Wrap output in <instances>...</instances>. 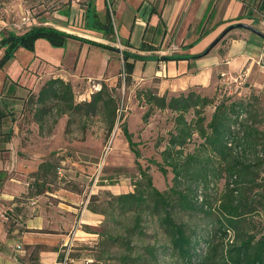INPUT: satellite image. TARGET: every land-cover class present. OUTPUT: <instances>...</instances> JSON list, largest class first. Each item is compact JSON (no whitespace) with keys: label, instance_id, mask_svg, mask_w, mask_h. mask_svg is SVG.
I'll list each match as a JSON object with an SVG mask.
<instances>
[{"label":"trees","instance_id":"obj_1","mask_svg":"<svg viewBox=\"0 0 264 264\" xmlns=\"http://www.w3.org/2000/svg\"><path fill=\"white\" fill-rule=\"evenodd\" d=\"M112 11L108 3H105L102 30L106 32L111 30ZM38 38L46 40L52 47H62L71 38L79 43L119 52L121 68L114 86L108 88L101 83L88 100L79 102L73 100L68 81L59 77L48 78L36 93L27 94L19 112L24 110L25 104L33 107L32 121L37 124L40 134L45 119L50 115V125L45 133L51 131L56 119L62 115H66L65 131L75 118L84 121L90 116H99L106 132H110L116 111L112 91L121 84L128 86L132 79L134 61H143V56L54 27L37 25L21 33L7 31L0 36V68L12 58L17 47L32 51L34 41ZM182 58L177 55L160 57L163 60ZM135 95L137 98L141 96L148 107L174 113L172 130L167 133L166 142L159 151L160 163L153 162L163 176L167 169L170 171V184L158 190L151 184L146 168H140L135 161L138 178L132 183V191L109 194L103 206L87 205L86 209L109 217L116 224H120L117 217L131 215V226L124 227L129 236L142 234L137 229L141 214L154 217L166 240L164 246L143 247L142 251L154 263L159 249L162 253L175 255L184 264H264V227L253 231L248 226L251 216L264 213L263 111L248 101L225 97L213 105L209 118L205 120L202 109L212 104V99L194 90L166 96L158 95L154 86H148ZM189 111L192 117L186 119L185 114ZM148 115V110L144 111L141 119L144 121ZM14 116L12 108L11 112L0 109V123L8 125V130L1 133L4 136L2 139L6 141L12 134L10 123ZM120 130L128 149L137 158L138 151L131 140V133L124 125ZM193 136L197 140L189 149L186 145ZM3 150L6 149L0 148V151ZM47 168H53L52 162L42 160L36 170L31 172L33 180L41 181ZM7 178L8 173L0 169V188ZM219 180H222L221 188L211 203L206 202L204 193L214 188ZM41 190L39 187L34 194H39ZM198 212L207 217L208 232H195V227L177 217ZM228 232H231L230 239L224 244L220 243V247L217 242H213L215 236L223 239ZM110 240L118 241L127 250L131 249L123 236H112ZM142 256L136 254L132 261H142ZM28 264H40L32 252L28 256Z\"/></svg>","mask_w":264,"mask_h":264},{"label":"rangeland","instance_id":"obj_2","mask_svg":"<svg viewBox=\"0 0 264 264\" xmlns=\"http://www.w3.org/2000/svg\"><path fill=\"white\" fill-rule=\"evenodd\" d=\"M107 2L110 10H112V0H107ZM98 3V0H0V36L10 31L11 22L15 21L18 15L25 10L30 12L35 22L37 21V25L58 24L67 27L66 29L76 34L95 35V30L102 29L104 19V13ZM225 28L208 44V47L211 45V49L209 48L210 50L207 53L209 56L216 54V48L212 47H215L232 30L230 29L222 34ZM258 29L264 33L263 28ZM77 44V40L69 38L61 47L66 46L67 50L63 58L65 67L73 62ZM88 45L90 48L85 62L88 73L96 74L104 71L108 80L113 79L118 66L117 59L113 56L114 51L91 44ZM260 45H263L264 48V40L261 41ZM143 58L147 61L146 63L151 61L148 57ZM10 59L4 64H7ZM141 61V59H137L135 61L136 65L139 66ZM256 65L259 68L252 73L250 78L244 79L240 83H238V79H233V76L237 75L236 72L229 76L225 75L228 79L223 77L219 81L221 83H216L215 87L205 95L212 99V104L202 109L205 120L209 118L213 105L225 97L230 100L248 101L264 113V62L262 63L263 66L258 63ZM149 66L146 65L141 69L140 74L143 76L148 75L151 71ZM112 86L114 84L110 87ZM144 89H147V87L139 86L131 79L128 86L124 87L121 84L119 88L112 91L116 111L115 122L110 132H106L99 116H90L84 121L75 118L67 131L64 127L65 121H63V127L60 124L55 132L52 130L45 133L46 128L50 125V115L45 119L40 134L38 133V127L32 131L36 125L31 117L33 107L25 104L24 110L14 116L11 124L14 125L16 130V146L15 150L13 149L15 153H11V158H21L20 156L22 158H40L52 162L53 165V168H47L41 181H34L31 173L25 175L26 193L18 197L17 202L25 199L26 203L33 207L32 210L26 211V215L37 216L40 211V204H55L57 201L68 204L69 200H73L75 204L73 205V208H75L73 215H79L81 209L87 205L103 206V201L109 198V194L132 191V183L138 178L135 161L140 168H146L147 173L150 175L151 184L158 190H163L170 184V171L167 169L166 174L163 176L153 162L160 163L159 151L166 142L167 133L172 130L174 113L166 109L160 110L148 107L141 96L137 98L135 95L137 91ZM78 96V90L76 89L73 92L75 102L82 101ZM146 110H148L149 115L143 121L141 116ZM62 117L66 120V115H62ZM185 117L186 119L191 118V111L186 113ZM261 123L264 126V116ZM123 125L131 133V140L135 143L134 147L138 151L137 158H134L128 149L121 133L120 128ZM53 127H55V124H53L52 129H54ZM196 140V137L193 136L186 147L190 149L192 143ZM12 175L15 177L18 174L14 173ZM221 186L222 180H219L214 188L206 190L204 193L206 202L211 203L213 201ZM39 187L42 189L40 193L34 194ZM31 200H34L35 203L32 204ZM16 208L21 209L23 206ZM12 213L20 212H14V209L11 211V224H13L14 218L19 220ZM98 215L99 221L94 226L88 227L81 224L77 227L87 235L77 232L79 240L75 242L73 247L72 254L74 257L79 259L91 258L95 260L94 264H184L175 255L162 253L159 249L157 250L159 252L156 256L157 261L154 263L149 261L148 255L142 251L144 246L158 247L166 244L164 235L154 217L141 214L142 219L137 229L142 234L129 236L124 227L131 226V215L127 214L122 218L117 217L116 220H119L120 224L114 223L111 218L102 214ZM177 217L185 224L195 227V232L200 230L205 233L209 230L206 224L208 219L201 212L192 215L180 214ZM23 218H25V215L22 214ZM71 220H73V217ZM249 220L250 224L248 226L252 227L253 231H258L259 228L264 227V213L253 215ZM93 234H97L96 239H94ZM116 235L123 236L130 244L131 249L127 250L118 241L110 240V237ZM230 237L231 232H228L223 239L215 236L213 242H217L220 247L219 244H224ZM136 254L143 255L142 261H134L135 263L132 261Z\"/></svg>","mask_w":264,"mask_h":264},{"label":"crops","instance_id":"obj_3","mask_svg":"<svg viewBox=\"0 0 264 264\" xmlns=\"http://www.w3.org/2000/svg\"><path fill=\"white\" fill-rule=\"evenodd\" d=\"M98 2L104 13L105 0ZM112 10L111 30L108 32L99 29L94 31L95 35L85 36L62 25L48 26L148 57L151 61L146 63L144 59L139 66L134 61L132 80L139 86H154L158 95L169 96L188 90L206 95L220 81L219 73L228 76L233 72L242 73L243 81L259 68L256 61L261 56L263 45L260 43L263 40L247 29L233 28L212 47L216 48L215 55L207 54L211 48L205 50L227 25L244 22L256 29H264L259 21L264 14V0H112ZM171 45L176 49L170 52ZM89 48L88 44L78 42L73 62L65 67L66 46L51 47L46 40L38 38L32 51L17 47L10 61L0 68V109L11 112L12 108L17 116L27 94L36 93L51 77L68 81L72 91L77 89L82 100H88L92 82L104 83L107 87L113 85L121 68L120 53L114 51L117 72L108 80L104 71L88 73L85 62ZM167 55L184 58L160 59ZM146 65L151 71L143 76L140 71ZM63 121L62 116L57 118L51 131L55 132L60 124L63 127ZM34 127L32 131L37 124ZM10 129L9 139H2L1 133L8 130V125L0 123V148L6 149L0 151V169L8 173L0 188V264H28L31 252L38 263L53 264L57 247L66 240V232L71 226L77 223L78 226L92 227L99 221V215L88 211L85 206L79 215H73V200L68 204L60 201L40 204L37 216L26 215V211L33 207L25 199L17 202V198L26 193L25 175L35 171L42 159L11 158L16 146V130L11 123ZM14 173L18 175L14 177ZM21 206L23 208H16ZM13 209L20 213H12L19 220L14 218L11 225ZM22 214L25 215L23 219ZM17 244L18 249L15 248Z\"/></svg>","mask_w":264,"mask_h":264},{"label":"built area","instance_id":"obj_4","mask_svg":"<svg viewBox=\"0 0 264 264\" xmlns=\"http://www.w3.org/2000/svg\"><path fill=\"white\" fill-rule=\"evenodd\" d=\"M105 3L107 5L108 3L107 0H105ZM259 21H260V24L264 27V14H261ZM36 22H35L34 17L30 14V12L25 10L18 15V18L15 21L11 22L10 31L13 33H21L31 26H37ZM0 33H1V28H0ZM175 49L176 47L174 45H171L169 48V51L171 52ZM261 52H262L261 56L258 58L256 63L261 64V66H263L262 63L264 61V56L262 55H264V48H262ZM219 76H220V80L223 79V77L224 79H228L227 77H225L223 72L219 73ZM233 77H234L233 78L234 80L238 79V83H240L242 81L243 74L238 73L236 76H233ZM99 88H100V85L98 83L92 82L90 84V92H93V91L95 92ZM31 203L34 204L35 201L31 200ZM77 227H78L77 223H74L72 228L68 232H66V240H64L57 247L56 258L53 261V264H94V260L91 258L84 257V258L79 259V258L74 257L72 254L73 247L75 246V242L79 240L77 232H81L85 236L87 235L86 233L77 229ZM83 235L81 236L84 237ZM93 235L95 236L94 239H96L97 234H93ZM15 248L18 249L19 245L17 244Z\"/></svg>","mask_w":264,"mask_h":264},{"label":"water","instance_id":"obj_5","mask_svg":"<svg viewBox=\"0 0 264 264\" xmlns=\"http://www.w3.org/2000/svg\"><path fill=\"white\" fill-rule=\"evenodd\" d=\"M233 28H243V29H247L249 31H251L252 33H254L255 35H257L258 37H260L262 40H264V33L254 27H252L251 25L247 24V23H244V22H237V23H234L232 25H229L227 26L225 29H224V32L222 34H224L225 32H227L228 30L230 29H233ZM211 47V45L205 50V52Z\"/></svg>","mask_w":264,"mask_h":264}]
</instances>
